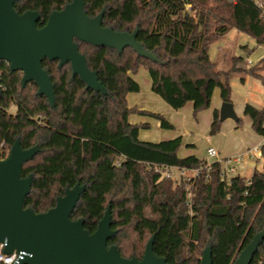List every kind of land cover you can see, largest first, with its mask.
<instances>
[{"label":"trees","instance_id":"16d2710c","mask_svg":"<svg viewBox=\"0 0 264 264\" xmlns=\"http://www.w3.org/2000/svg\"><path fill=\"white\" fill-rule=\"evenodd\" d=\"M72 0H18L13 7L22 14L38 12L42 27L52 11ZM84 12L93 17L103 11L102 26L132 32L152 52L154 59L138 55L131 47L118 52L75 39L106 93L87 88L72 76L69 63L42 60L53 85L54 101L37 94L33 81L21 84L22 72L0 61V159L18 140L21 148L38 151L22 165V177L32 176L24 208L47 211L67 188L83 185L72 220L82 219L88 233L96 230L107 207L120 256L141 259L151 236L153 253L167 264H200L203 250H211L212 264H233L252 237L264 229V140L260 145L261 170L250 178L222 177V163L194 155L179 157L181 137L158 142L139 139L140 128L129 115H148L161 128L172 125L159 113L129 107L126 96L138 92L131 76L147 70L151 90L169 106L179 109L192 103L193 112L208 108L215 88L222 102H231L229 78L243 71L250 76L264 67L248 69L233 64L217 70L209 47L230 30H238L264 45V12L254 0H83ZM242 80V79H241ZM16 106L11 114L8 109ZM251 127L264 136V107L245 104ZM213 110L210 135L220 127ZM240 123V117L236 120ZM198 169L192 181L163 178L159 169ZM190 185L189 191L186 186ZM264 261V239L251 264Z\"/></svg>","mask_w":264,"mask_h":264},{"label":"water","instance_id":"95a60500","mask_svg":"<svg viewBox=\"0 0 264 264\" xmlns=\"http://www.w3.org/2000/svg\"><path fill=\"white\" fill-rule=\"evenodd\" d=\"M16 1L0 0V61L8 62L11 70L22 72L23 86L33 81L37 94L44 95L50 104L54 101V91L41 65L45 58L58 60L59 67L69 63L72 76H78L87 88L106 93L95 71L87 67L75 39L118 52L131 47L140 56L155 58L137 41V29L128 33L103 27V11L87 16L83 0H72L63 9L52 11L42 27H37L38 12L27 10L19 14L13 7ZM219 118L237 119L231 102L221 103ZM37 151L36 146L23 149L15 140L8 155L0 159V243L5 253L13 249L23 252L12 264H167L165 258L153 253L154 236L147 241L141 259L124 258L115 245H108V239L114 234L110 228L109 207L92 233L84 229L82 219L72 220L70 213L84 191L83 185L67 188L45 212L35 213L31 208H24L32 176L22 177V165ZM263 239L264 229L252 237L233 264H251ZM200 264H212L208 246L202 252Z\"/></svg>","mask_w":264,"mask_h":264},{"label":"rangeland","instance_id":"374dc122","mask_svg":"<svg viewBox=\"0 0 264 264\" xmlns=\"http://www.w3.org/2000/svg\"><path fill=\"white\" fill-rule=\"evenodd\" d=\"M245 54L247 56L243 59ZM233 56H239V59L233 61L237 67L244 69L245 66L260 65L264 61V45L257 44L255 39L249 35L232 29L224 37L210 45L209 57L215 63L217 70L227 71L231 68ZM246 60L250 61V65L246 64ZM258 73L261 77H253L243 71L233 72L230 75V99L237 118L240 117V123L237 125L236 121L232 119L222 120L219 130L210 135L212 111L216 101L218 102V98H220L219 89H215L213 92L208 108L194 113L192 103L189 101L183 107L174 109L151 90V80L147 70L139 68L131 76L138 82L140 89L138 92L127 94L128 106L159 113L172 125V128H161L155 118L136 113L129 115V122L138 121V123L148 124V128H140V138L146 141L157 142L181 136V146L177 151L180 157L195 155L199 159L221 161L224 165V157L235 156L247 147L252 148L253 143L258 139L254 135L255 131L251 127L250 118L243 112L246 103L253 107L255 104L264 103V67ZM241 78L246 81L241 80ZM140 105L143 108H138ZM8 111L14 114L16 106L12 105ZM208 147L216 149L218 155L208 157L206 153ZM171 172L173 179L184 178L191 173L188 172L183 175L178 170Z\"/></svg>","mask_w":264,"mask_h":264},{"label":"built area","instance_id":"2783aa9c","mask_svg":"<svg viewBox=\"0 0 264 264\" xmlns=\"http://www.w3.org/2000/svg\"><path fill=\"white\" fill-rule=\"evenodd\" d=\"M255 3L261 10L264 12V0H254ZM259 147H256L254 150H252L253 156H255V151L259 150ZM206 153L208 157H216L218 155V152L216 149L212 147H208L206 149ZM241 156H231V157H226L223 158L224 165H222V177L226 180H229L232 176L234 175H239L240 174V169L243 166L242 161H240ZM206 162V166L210 165V162L208 159H204ZM221 162V161H220ZM172 170H178L181 174H186L188 172H191L188 176L182 178L185 182H190L192 179L197 175L198 169H175L172 167H165L162 169H159L161 175L163 178H172ZM230 175H232L230 177ZM190 185L187 184L186 190L189 191ZM22 251L13 249L10 253H5L3 251V244L0 243V264H12L15 263L18 258L22 256ZM258 264H264L263 260H260Z\"/></svg>","mask_w":264,"mask_h":264},{"label":"crops","instance_id":"0c3cea01","mask_svg":"<svg viewBox=\"0 0 264 264\" xmlns=\"http://www.w3.org/2000/svg\"><path fill=\"white\" fill-rule=\"evenodd\" d=\"M225 36V35H224ZM223 36V37H224ZM246 54L245 55H243V59L244 58H246ZM233 57H236V56H233ZM246 62V64L247 65H250V61L249 60H246L245 61ZM241 68V67H240ZM243 68V67H242ZM248 68H250V66H245V68L244 69H248ZM243 81H246L244 78H241ZM215 89H218V88H215ZM215 91V90H214ZM213 91V92H214ZM221 99L220 98H218V102L216 101V103H215V108L213 109V110H218V112H219V108H220V104H221ZM246 104H248V103H246ZM245 106V105H244ZM255 107H257V108H259V109H261V108H263L264 107V103H261V104H255L254 105ZM138 108H143V106L142 105H140ZM244 108V107H243ZM212 114H213V111H212ZM227 119H230V118H227ZM233 120V119H232ZM250 121H251V119H250ZM131 123H133V124H138V121H133V122H131ZM250 124H251V122H250ZM156 125H158V122H156ZM236 127H237V125H236ZM254 135H255V137L257 136L258 137V139H256V141L253 143V147L252 148H246V149H244V150H241L240 152H238L235 156H241L240 157V161H242V167H241V169H240V177L241 176H243V177H246V178H250L251 176V174H252V172L254 171V170H261L262 169V165H263V160L261 159V157H260V152H259V150H257V151H255V156H253V154H252V150H254L256 147H259L260 145H261V143L263 142V140H264V136L263 135H260V134H258V133H255L254 132ZM177 137V136H176ZM181 137V136H180ZM175 138V137H174ZM139 139L140 140H143V141H146L145 139H141L140 138V130H139ZM172 139V138H171ZM166 140H168V139H166ZM160 141H162V140H160ZM152 142V141H151ZM158 142V141H157ZM218 152V151H217ZM187 156H189V155H187ZM195 156V155H194ZM179 157H180V155H179ZM185 157V156H184ZM225 158V157H224Z\"/></svg>","mask_w":264,"mask_h":264}]
</instances>
